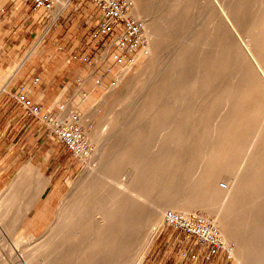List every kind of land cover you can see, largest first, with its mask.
<instances>
[{
  "label": "bare ground",
  "instance_id": "6f19581e",
  "mask_svg": "<svg viewBox=\"0 0 264 264\" xmlns=\"http://www.w3.org/2000/svg\"><path fill=\"white\" fill-rule=\"evenodd\" d=\"M133 2L144 81L118 92L88 178L22 261L140 264L169 206L214 213L237 264H264V0Z\"/></svg>",
  "mask_w": 264,
  "mask_h": 264
},
{
  "label": "rangeland",
  "instance_id": "374dc122",
  "mask_svg": "<svg viewBox=\"0 0 264 264\" xmlns=\"http://www.w3.org/2000/svg\"><path fill=\"white\" fill-rule=\"evenodd\" d=\"M30 8L32 9L31 6ZM48 14L53 17V29H59L60 41L56 49L68 55L66 61L70 74L67 75L71 76L74 70H78L77 68L81 70L74 74L75 78L69 91L70 103L73 107L58 115L44 107L42 111L56 119L77 112L78 125L96 148L98 145L96 136L105 130L107 125L109 126L106 118L115 114L118 92L132 78L134 86H140L144 81L143 69L149 54L145 31L138 21L143 31L144 49L122 50L108 36H93L100 16L96 0H68L61 9L57 8L55 1L53 9ZM134 17L139 20L135 15ZM72 47L74 49L68 52L67 49ZM84 52L86 57L80 56L78 60L77 57H72L76 53L82 55ZM91 71L92 74H89ZM85 74L91 76L86 85L80 83V78ZM74 87L77 89L75 90ZM262 103L264 104V98ZM69 158L70 163L67 167L64 164L63 167L58 168L55 161L49 162L45 171L36 164L30 165L28 168L20 169L12 178L1 182L0 198L8 194L16 199L0 202V218L3 221H0V264H34L32 261L31 263L22 261L20 253L28 254L39 249L40 246L51 243L48 239L49 228L55 225L54 220H58L63 213L62 207L69 192L75 189L76 182L88 178V156L70 152ZM11 187L13 192L9 191ZM109 187H113V184H109ZM26 202L31 204L27 210L21 205ZM3 209L11 211L4 212ZM166 210L171 209L167 206ZM184 214L209 219L222 237L215 223L214 213L206 209H193ZM151 229L153 231L151 244L140 264H192L193 262L203 264L212 259L213 264H237L231 251L225 249H221L211 259L204 260L202 254L205 247L195 243L193 238L186 237L182 230L168 224L166 220L157 225L153 224ZM229 242L224 241L226 245L235 246L234 240Z\"/></svg>",
  "mask_w": 264,
  "mask_h": 264
},
{
  "label": "crops",
  "instance_id": "0c3cea01",
  "mask_svg": "<svg viewBox=\"0 0 264 264\" xmlns=\"http://www.w3.org/2000/svg\"><path fill=\"white\" fill-rule=\"evenodd\" d=\"M67 2L60 5L56 0L57 8ZM48 12L31 9L25 0H0V184L30 165L36 164L45 171L52 161L58 168L70 163L65 144L43 122L27 116L15 98L18 92H24L55 115L73 107L69 91L74 74L81 68L67 75L68 55L56 49L59 29H53V17ZM80 56L86 57V53L72 55L77 60ZM89 74L80 78L81 84L86 85L91 79ZM14 199L5 194L0 202ZM211 261L203 264H213Z\"/></svg>",
  "mask_w": 264,
  "mask_h": 264
},
{
  "label": "built area",
  "instance_id": "2783aa9c",
  "mask_svg": "<svg viewBox=\"0 0 264 264\" xmlns=\"http://www.w3.org/2000/svg\"><path fill=\"white\" fill-rule=\"evenodd\" d=\"M32 9H53L56 0H25ZM100 16L93 36H108L122 50L144 49V36L141 25L132 14L133 0H96ZM146 51V49H145ZM27 116L43 122L68 150L75 155L87 156L94 150L92 143L78 125L79 114L56 119L44 113L40 103L31 100L24 92L15 95ZM168 224L183 231L186 237L204 246V260L211 259L221 249L230 251L233 245H226L211 221L202 216L187 215L175 210L166 211Z\"/></svg>",
  "mask_w": 264,
  "mask_h": 264
}]
</instances>
